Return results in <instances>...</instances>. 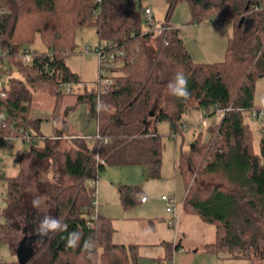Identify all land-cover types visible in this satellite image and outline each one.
Here are the masks:
<instances>
[{"label":"trees","instance_id":"trees-1","mask_svg":"<svg viewBox=\"0 0 264 264\" xmlns=\"http://www.w3.org/2000/svg\"><path fill=\"white\" fill-rule=\"evenodd\" d=\"M181 1L167 0V16ZM186 1L194 21H213L218 16L234 22L224 60L195 61L177 26L143 30L142 16L148 7H143V0H0V77L7 92L6 97L0 96V109L8 115V125L0 126V141L9 134L26 140L24 133L35 123L31 112L36 90L43 88L56 95L62 93L63 84L80 82L67 63V57L77 51L78 28H97L100 40L106 42L96 50L100 68L105 67L114 79L111 87L103 88L99 81L97 87L89 90L85 85L84 92L75 93L76 104L87 102L97 116L94 136L67 134L65 120L64 127H55L53 135L38 132L42 145L35 140L31 145L29 155L50 161L60 140L66 135L74 137L72 145L63 149L62 175L47 185L51 217L67 225L66 231L50 232L37 246L39 250L46 248L50 264H130L126 245L112 240V219L96 211L97 185L92 182L106 165H146L149 177H160L163 142L156 123L168 120L176 136L184 128L183 114L191 108L208 114L220 110L223 115L211 129L208 142L198 140L181 155V167L186 164L195 179L202 177L197 179L195 191L185 180L184 206L217 225L216 241L207 243L205 251L264 259V128L257 152L252 129L243 119L248 111L264 113V108L254 103L256 80L264 76V0H222L219 4ZM252 12L249 30L245 27L248 21L241 25L240 21ZM38 36L47 51L33 46ZM23 49L35 52L28 61L22 56ZM106 62L111 65L106 66ZM165 64L171 68L172 80L182 71L188 81L190 95L187 99L173 95V111L152 107L155 95L168 82L163 78ZM100 76L107 75L102 72ZM172 84L175 87L174 80ZM74 106L65 107L63 112ZM212 106L215 110L209 113ZM59 111L56 104L53 116ZM7 182V194L0 197L7 204L2 205L0 240L10 241L14 223L7 211L20 201L22 186L19 174L8 176ZM120 194L125 207L141 202L138 186L121 185ZM24 198L30 226L24 228L25 237L36 231L39 213L30 207V197ZM72 232L79 235L73 236L76 246L70 248L66 245ZM18 246L14 245L15 249Z\"/></svg>","mask_w":264,"mask_h":264},{"label":"rangeland","instance_id":"rangeland-1","mask_svg":"<svg viewBox=\"0 0 264 264\" xmlns=\"http://www.w3.org/2000/svg\"><path fill=\"white\" fill-rule=\"evenodd\" d=\"M208 1L219 4L222 0ZM146 6L152 11L154 25H150L143 15L141 21L143 30L159 28L165 24L177 26L181 29L184 42L195 61L217 62L226 58L229 39L235 31L233 21H223L218 16L213 21H194L191 7L186 0L177 3L168 16L167 0H143V7ZM250 14L244 17V20L248 21L245 27H249L251 25L249 21L254 20L252 15L254 12ZM75 40L78 43L77 51L67 57L68 65L78 74L80 80L79 83L71 84L73 92H69L68 86H63L62 93L56 95L43 88L36 90L31 112L35 123L29 128L34 139L31 141L16 137L12 142L0 141V197L7 194L8 176L19 174L22 186L20 201L13 203L7 211L14 226L10 230V241L0 240V264H20L14 245L18 246L26 234L24 228L26 229L28 222L24 213V197H30L31 201L35 196L45 197L40 207L44 208L48 205V208L47 213L40 212L41 219L45 214L51 216L50 189L47 185L53 182L54 177L56 179L62 175L63 149L69 148L72 145L71 138H74L72 135L63 137L57 145L55 158L43 161L35 154L29 155L33 140H36L37 145L43 143L42 136L36 137V135L39 133L46 137L53 135L55 127H64L65 120H67V134L92 137L97 133L96 114L90 110L87 102L76 104L75 93L84 92L85 85L89 90L97 87L98 82H102L100 76L102 72L109 75L105 67L100 68V55L96 51L100 44L106 42L100 40L95 26L78 28L75 32ZM33 46L40 52L47 51L40 36L36 38ZM170 69L165 64L163 78L168 79V82L161 87L152 102V107H156L157 111L159 108L173 111L175 107L174 96L169 94L167 89L169 82L173 81ZM254 103L256 107L264 108V76L256 80ZM56 104L60 111L54 117L53 109ZM73 104L74 108L65 114L64 108ZM214 110L215 106L210 107L209 113ZM222 116L220 110L208 114L202 109L191 108L183 114L181 122L184 128L176 136L171 133L168 120L158 121L157 130L163 142L160 177H149L148 166L139 164L106 165L99 171L97 212L112 218L115 229L112 240L126 245L130 264H264V259L261 258H238L231 257L223 251H205L204 247L207 243L216 241L217 225L205 221L199 214L184 206L185 180L195 191L199 185L196 183L197 179L201 180L202 177L195 179L193 171L186 164H182L184 166L182 170L181 155L189 151L198 140V142H208L212 134L211 129L218 126ZM243 119L252 129L253 145L258 152L264 128V116L258 118L248 111L244 113ZM49 172L53 173L51 180L47 179ZM124 184L138 186L141 192L149 197V201L125 207L120 194V186ZM163 195L173 197L178 209L180 208V217L175 227L170 223L173 214L167 212ZM31 201L30 207L33 208ZM2 205L7 207L5 200ZM0 220L3 218L0 217ZM178 242L180 245L176 246ZM134 252L138 260L134 259ZM28 264H50V256L46 248L39 250Z\"/></svg>","mask_w":264,"mask_h":264},{"label":"built area","instance_id":"built-area-1","mask_svg":"<svg viewBox=\"0 0 264 264\" xmlns=\"http://www.w3.org/2000/svg\"><path fill=\"white\" fill-rule=\"evenodd\" d=\"M144 15H145L146 19L148 20V22L151 25H153L154 19H153V15H152V11H151L150 7L145 8ZM34 53H35L34 51H30L28 49H23L22 56L24 57L25 61H28ZM0 54H1V52H0ZM105 65L106 66L111 65V63L106 62ZM113 82H114V79L111 76L107 75V76L102 78V85L101 86L103 88L111 87L113 85ZM63 86H68L69 91L72 90L71 84H63L62 87ZM2 88H3V79L0 77V96L6 97L7 92L5 90H3ZM253 115L255 117L262 118L264 113L254 111ZM7 116H8L7 113L0 109V126L1 127H6L8 125ZM21 131L24 132L22 129H21ZM24 134L26 137L25 139H28L31 141H32V139H34V137L30 134V132L26 131ZM98 137L101 138V135L98 134ZM15 138H16V136L9 134V135L5 136L4 140L6 142H12L13 139H15ZM0 140H3V137H1V134H0ZM92 184L97 185V181L94 183L92 182ZM96 189H97V187H96ZM96 193H97V190H96ZM162 199L166 202L167 211L171 212L173 214L170 223L172 226L175 227L177 224V221L179 220V217H180V208L178 209L177 202L175 201V199L173 197H170L168 195H163ZM148 200H149V197L146 194H143L141 196V202H147ZM1 211H2V199L0 198V216H1ZM168 264H172V263H168Z\"/></svg>","mask_w":264,"mask_h":264},{"label":"clouds","instance_id":"clouds-1","mask_svg":"<svg viewBox=\"0 0 264 264\" xmlns=\"http://www.w3.org/2000/svg\"><path fill=\"white\" fill-rule=\"evenodd\" d=\"M175 81V87H173L172 82H169L167 85V89L169 91V94L174 95L178 98H183L187 99L188 96L190 95L188 92V87H187V77L184 75L182 71H178L175 74V77L173 78ZM99 110V107H98ZM105 142H107V139H105ZM53 176L52 172L48 173L47 179L51 180ZM45 199V197H40V196H35L32 201H31V206L35 209H37L38 212H44L47 213V208L48 205H46L44 208H41V202L42 200ZM36 232L40 236H48L50 232H56V231H66L67 230V225H62L60 220L53 219L51 216L45 214L39 224L38 227H36ZM79 233L77 232H72L69 233V236L67 238V247H75L76 242L73 240V236H78ZM85 249L88 248V243L87 241L85 242L84 245Z\"/></svg>","mask_w":264,"mask_h":264},{"label":"water","instance_id":"water-1","mask_svg":"<svg viewBox=\"0 0 264 264\" xmlns=\"http://www.w3.org/2000/svg\"><path fill=\"white\" fill-rule=\"evenodd\" d=\"M243 20L244 19L242 18L240 25L242 24ZM33 244L34 242L32 236H25L21 240L18 248H16L20 264H27L39 251L40 247H35Z\"/></svg>","mask_w":264,"mask_h":264},{"label":"flooded vegetation","instance_id":"flooded-vegetation-1","mask_svg":"<svg viewBox=\"0 0 264 264\" xmlns=\"http://www.w3.org/2000/svg\"><path fill=\"white\" fill-rule=\"evenodd\" d=\"M24 213H25V215H26L25 217L27 219L28 209H26L24 211ZM41 217H42V214L39 212V224L42 220ZM39 224L37 225V227L39 226ZM26 228L30 229L29 223L26 225ZM28 234L33 237V242H34L33 246H35V247H37L39 243L44 242L46 237H47V236H40L39 234L36 233V231L35 232L30 231V233L28 232Z\"/></svg>","mask_w":264,"mask_h":264},{"label":"crops","instance_id":"crops-1","mask_svg":"<svg viewBox=\"0 0 264 264\" xmlns=\"http://www.w3.org/2000/svg\"><path fill=\"white\" fill-rule=\"evenodd\" d=\"M54 134V133H53ZM143 193V192H142ZM143 194H145V193H143ZM149 201V200H148ZM147 201V202H148ZM147 202H142V203H147ZM168 212V211H167ZM104 216V215H103ZM110 218V217H109ZM112 219V218H111ZM114 227V226H113ZM116 243H119V242H116ZM178 243H180V242H178ZM178 243L176 244V246L178 245Z\"/></svg>","mask_w":264,"mask_h":264}]
</instances>
